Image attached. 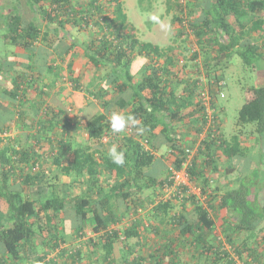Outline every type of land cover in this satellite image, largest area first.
Here are the masks:
<instances>
[{"label": "trees", "instance_id": "1", "mask_svg": "<svg viewBox=\"0 0 264 264\" xmlns=\"http://www.w3.org/2000/svg\"><path fill=\"white\" fill-rule=\"evenodd\" d=\"M26 4L30 19L20 12L4 20L3 40L16 50L8 63L14 74L0 77V264H264V83L240 80L264 72V0H165L173 26L165 47L137 38L124 0ZM72 30L85 39H72ZM39 51L60 53L72 91L83 92L73 124L84 141L68 131L63 109L39 97L60 87L38 84ZM28 54L36 57L32 64L18 58ZM78 54L82 73H90L85 84L73 76ZM188 61L195 74L185 71ZM229 62L243 103L226 137L218 98ZM49 63L43 66L58 70L64 92L63 64ZM113 111L134 115L143 132L114 134ZM16 120L27 145L10 133ZM113 144L125 153L122 167L107 155ZM183 164L195 193L186 185L173 191V173ZM258 174L256 187L243 182ZM216 219L223 239L214 234ZM86 229L95 237L71 251L63 247L66 232L81 240ZM128 240L150 248L148 255L129 257L135 250ZM117 243L128 255L118 258Z\"/></svg>", "mask_w": 264, "mask_h": 264}, {"label": "rangeland", "instance_id": "2", "mask_svg": "<svg viewBox=\"0 0 264 264\" xmlns=\"http://www.w3.org/2000/svg\"><path fill=\"white\" fill-rule=\"evenodd\" d=\"M27 0H0V77L2 76L3 78H7L11 73L14 74V72L8 68V63L11 62L10 56H11V52H14L15 46L11 45L10 43H5V41L3 40V34L5 33V18L8 16V14L10 13H22L23 16L26 19H30L32 17V12L29 9V7L26 4ZM124 12L127 15V20L135 27V33L137 38L140 41H145V42H151L154 44H157L161 47H165L168 44L172 43L171 40V29H172V24H171V13H167L166 12V5H165V0H142V3L139 2V0H124ZM148 7V8H146ZM152 17H155V19H152ZM82 34L80 35V32L76 31V30H72L71 31V38L74 39H78L80 41V37H83L85 39L84 36H86L85 32H81ZM52 39H55V36L51 35ZM61 48V47H60ZM80 53V51H79ZM187 53V52H185ZM31 54L26 55H20L18 56V58H20L21 60H26L27 63H33V60L35 61L36 57H29ZM50 55V56H49ZM47 56L42 57V52L39 51V54L37 55L38 58H40L42 61L40 62V64L42 65L41 69L36 72L35 74L39 73L38 75H36V79H38V84L39 85H48V86H52L53 83H55V81L57 82L56 84L58 85V87H61V77L58 74V70L56 68H49V67H45L43 66L44 64H50V61H53L54 64H58L60 66V64L62 65V73L63 76L66 77L67 73H66V64L65 62H61V54L60 53H55V55H51L49 54ZM9 56V57H8ZM26 57V58H25ZM201 54V56L198 59V68H199V73L201 72V75H204V70L203 68V62H204V57ZM68 60V58L66 59ZM224 60V58H223ZM222 60V61H223ZM46 61V62H45ZM193 61H188L187 64V68L185 69V71H190V74H195L196 73V68L195 65L192 64ZM79 66V54L76 56V59L74 61V66L75 69L78 68ZM229 69L226 70V82L227 85L226 87H221L222 91H224V96L223 98H218V102L220 105L224 106L226 111H225V119L226 122H224V132L226 134V137H230V135L232 133L235 132L236 127H235V121L237 118V114H238V110L241 107L242 103H243V99H242V95L241 92L238 88V86L233 82L235 80L236 74L238 71L234 69V65L233 62H229L228 63ZM72 67V68H73ZM264 69V63H262L261 66ZM222 71H223V64L221 65ZM59 69V67H58ZM83 70V68H82ZM81 70V71H82ZM261 71V72H260ZM6 72V73H5ZM74 73V72H73ZM78 74V72H77ZM200 75V76H201ZM83 79H82V84L86 83L88 81V79L90 78V73L87 72V76H85L84 74H82ZM230 76V77H229ZM241 77H243L242 80L243 82H249L251 84H255V85H262L264 83V72H262V70L259 71H255L252 74H240ZM248 77V78H247ZM55 78V80L53 79ZM65 87H67L68 89H66L64 92H60L61 95H63V97H57V99L59 100V102H57L55 99V97H52L53 100H49L50 105H53L54 107L56 106L57 108H61L63 109L64 113L63 115L71 118V125L69 127H73L68 128V131L70 132V134L75 138L76 142H80V141H84V133L82 128L81 129H76L75 128V124H73L74 118H75V107L74 105H72V103H75V100L78 99L76 94L78 95H82L83 92H78L75 91L73 92L71 89V85L69 84V80L65 79ZM27 84V83H26ZM29 84V83H28ZM27 84V85H28ZM26 86V85H25ZM54 89V88H52ZM61 89V88H60ZM51 91V89H50ZM30 93L34 94L35 96H37L38 91H30ZM66 94V95H65ZM27 96V95H26ZM65 98V100H67V103L64 101L62 102L61 99ZM81 100V103L84 104V102H86V99H83L82 97L79 98ZM88 99H90V97H88ZM48 100L46 99V102ZM47 106V104L44 106V108ZM70 108H72V110H70ZM27 109V106H26ZM31 110H29L28 112H30ZM64 117V116H63ZM221 117H223V115H221ZM25 120V119H24ZM30 120L27 119L25 121V123L29 122ZM84 121V120H83ZM31 123V121L29 122ZM18 125H21V121L16 120L15 122L11 123V129H10V133L14 136L16 134L20 135L21 134V128H18ZM21 138L18 137V142L27 145L30 141L25 140L23 135H20ZM104 142V141H103ZM17 143V142H16ZM258 143H260V141H258ZM44 145H47L45 143H43ZM16 145V144H15ZM18 145V144H17ZM16 145V146H17ZM15 146V147H16ZM165 150V147L161 148V151ZM251 155L255 156V149H253L251 151ZM45 156H47V154H45ZM49 156V155H48ZM45 169H49L50 171L48 172V174L52 175L54 173H56L57 171L55 170V166H51L50 165V160L49 157H46V164H44ZM260 174L264 183V166L261 168L260 170ZM260 174L258 175H254L249 176V178L247 179V181H245L243 179V182L248 184L253 181L252 185L253 186H257V184L259 185V180H260ZM232 175L229 176V178H231ZM66 178H63L61 180H65ZM219 182V180H218ZM191 187L194 188L193 185H191ZM195 190H197V188H195ZM168 193H170V191H168ZM262 193V197L264 200V187L261 190ZM26 194H28V192H26ZM31 195V193H30ZM32 196V195H31ZM175 211H178V207L177 205L174 207ZM148 214L147 210H143L142 211V215L143 214ZM145 217V216H144ZM145 219H147V216L143 219L145 221ZM220 221L216 219V227H215V232L216 235L219 236L220 239H223V237H221L219 234L220 231ZM128 224H130V220H123V222L121 224H119L118 226L120 228L127 226ZM66 241L65 244L63 245V247L67 248L69 251L73 250L74 247H77L78 245H81L82 242H84L87 240L88 237H95L94 234L90 231V229H86L85 231V238H82L81 240L76 238L74 233L69 230L68 232H66ZM130 245V247H133L135 252H133L131 255H129V257H134L137 253L138 255H144L147 256L148 255V250L150 248H146V247H138L135 245V242L133 240H128L127 241ZM148 243V241H147ZM83 248L85 250V254L88 255L89 254V250L86 249V247L83 245ZM115 250L117 252V256H119L118 258L125 256V254L127 253V251L123 248L122 243H117L115 245ZM54 253V252H53ZM51 253V256H53L54 254ZM130 254V253H129ZM128 255V253H127ZM187 262L190 260V256L185 254V257H183ZM119 260V259H118ZM89 261V262H87ZM166 263L167 259L164 260ZM83 263L87 264H93V262L91 260H87V259H83ZM188 264H195L192 261H190Z\"/></svg>", "mask_w": 264, "mask_h": 264}, {"label": "clouds", "instance_id": "3", "mask_svg": "<svg viewBox=\"0 0 264 264\" xmlns=\"http://www.w3.org/2000/svg\"><path fill=\"white\" fill-rule=\"evenodd\" d=\"M155 19V17H152ZM109 126L114 134L125 132L129 128H134L138 133L143 132L140 121L132 114H124L120 111H113L109 115ZM107 155L111 162L118 166H124L126 162L125 153L118 149V146L113 144L109 147Z\"/></svg>", "mask_w": 264, "mask_h": 264}, {"label": "crops", "instance_id": "4", "mask_svg": "<svg viewBox=\"0 0 264 264\" xmlns=\"http://www.w3.org/2000/svg\"><path fill=\"white\" fill-rule=\"evenodd\" d=\"M67 59V58H66ZM73 66H74V62H73ZM82 68H83V66L81 65V63H79V66H78V68H76L75 69V67H73V76H75V77H79V76H81L82 74H84L85 76H87V72H84V73H82ZM77 72H78V74H77ZM1 79V78H0ZM44 91H48V88L45 86L44 87ZM60 91H61V89H60V87L59 88H57V87H55L54 89H52L51 91H50V93H49V97L47 96V95H42V94H39L40 96L39 97H43L42 99H47L48 101V103L50 104V102H49V100H53V98L52 97H55L56 99V101L57 102H59V100L57 99V97H63V95H61L60 94ZM59 92V93H58ZM66 95V94H65ZM76 96H77V98L78 99H76L75 100V103H72V105H74V109H75V111L77 112V110H76V108H80L81 106H83L84 104H82L81 103V100L79 99L80 98V95L78 94H76ZM46 101V100H45ZM61 101L62 102H66L67 103V100H65V98H63V99H61ZM56 107V106H55ZM61 109H62V107H61ZM26 110H30V106H27V109Z\"/></svg>", "mask_w": 264, "mask_h": 264}, {"label": "built area", "instance_id": "5", "mask_svg": "<svg viewBox=\"0 0 264 264\" xmlns=\"http://www.w3.org/2000/svg\"><path fill=\"white\" fill-rule=\"evenodd\" d=\"M185 168H186V165L183 164L182 168L180 170L174 171L173 176H172L173 183H174L173 191H175L176 187H178V186L186 185V186H189L191 192L195 193L196 190H195V188L191 187V184H190L189 179H188V174H187ZM168 191H171V189H168Z\"/></svg>", "mask_w": 264, "mask_h": 264}]
</instances>
